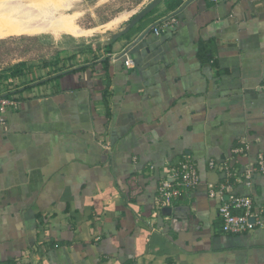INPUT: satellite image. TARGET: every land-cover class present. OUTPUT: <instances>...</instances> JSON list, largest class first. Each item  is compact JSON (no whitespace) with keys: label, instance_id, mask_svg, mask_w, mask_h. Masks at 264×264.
<instances>
[{"label":"crops","instance_id":"crops-1","mask_svg":"<svg viewBox=\"0 0 264 264\" xmlns=\"http://www.w3.org/2000/svg\"><path fill=\"white\" fill-rule=\"evenodd\" d=\"M9 95L0 264H264V227L223 232L208 196L227 181L219 166L243 171L264 152V0H162ZM186 160L199 185L158 209L160 179ZM228 192L264 216V174Z\"/></svg>","mask_w":264,"mask_h":264},{"label":"rangeland","instance_id":"rangeland-1","mask_svg":"<svg viewBox=\"0 0 264 264\" xmlns=\"http://www.w3.org/2000/svg\"><path fill=\"white\" fill-rule=\"evenodd\" d=\"M12 1L19 3L0 8V16L12 20L0 30V94L8 95L59 70L70 55L105 43L155 0H55L53 8L31 11L25 0Z\"/></svg>","mask_w":264,"mask_h":264},{"label":"built area","instance_id":"built-area-1","mask_svg":"<svg viewBox=\"0 0 264 264\" xmlns=\"http://www.w3.org/2000/svg\"><path fill=\"white\" fill-rule=\"evenodd\" d=\"M174 19H172L173 21ZM169 23H162V27H155V33L159 34ZM124 64L127 68L134 67V61L129 56L128 51H124ZM19 99L14 95L0 96V121L4 120L7 110L18 107ZM210 167L215 168L214 162H210ZM224 171L227 181L221 183H208V196L218 200L219 216L221 218V229L229 234H241L254 230L257 227H264V216L262 210L255 209L252 199L247 195H239L228 192L229 180L235 177L240 180H249L255 172L264 174V152L257 156L255 165L243 171L233 169L229 166H219ZM200 183V176L196 166L190 160L181 161L178 166L169 168L168 173L160 179L158 184L155 203L158 209L172 207L177 199L184 197L188 191L194 189ZM241 210V211H240ZM19 264V262L17 263ZM138 264V263H133Z\"/></svg>","mask_w":264,"mask_h":264},{"label":"bare ground","instance_id":"bare-ground-1","mask_svg":"<svg viewBox=\"0 0 264 264\" xmlns=\"http://www.w3.org/2000/svg\"><path fill=\"white\" fill-rule=\"evenodd\" d=\"M27 1L28 2L24 4V8L26 10H28L30 7H33V6H39L40 8L47 9V8H52V6L54 5V0H27ZM70 1L72 0H66L64 3H69ZM7 2H8L7 0L6 1L0 0V8H4ZM58 24L59 23H57V25ZM6 25H7V21L3 18V16H0V28L5 27ZM36 25H38V21L35 24H32V26H36Z\"/></svg>","mask_w":264,"mask_h":264},{"label":"water","instance_id":"water-1","mask_svg":"<svg viewBox=\"0 0 264 264\" xmlns=\"http://www.w3.org/2000/svg\"><path fill=\"white\" fill-rule=\"evenodd\" d=\"M159 2H161V0H155L154 2H152V4H150L149 6H147L146 8H144L141 12H139L128 24L127 27H125L119 34L114 35V38L128 32L133 26H135L139 21H141L157 4H159ZM129 50H126V52ZM124 53V52H123ZM170 207L168 208H164V211H170Z\"/></svg>","mask_w":264,"mask_h":264},{"label":"trees","instance_id":"trees-1","mask_svg":"<svg viewBox=\"0 0 264 264\" xmlns=\"http://www.w3.org/2000/svg\"><path fill=\"white\" fill-rule=\"evenodd\" d=\"M203 48H205V47H204V45L202 44V45H201V50H202V51H205V53H206L207 56H210L209 53H208L205 49L203 50Z\"/></svg>","mask_w":264,"mask_h":264}]
</instances>
